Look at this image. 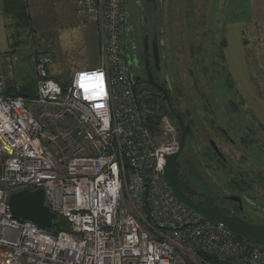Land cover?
Masks as SVG:
<instances>
[{
	"label": "built area",
	"instance_id": "built-area-1",
	"mask_svg": "<svg viewBox=\"0 0 264 264\" xmlns=\"http://www.w3.org/2000/svg\"><path fill=\"white\" fill-rule=\"evenodd\" d=\"M98 25L101 63L64 89L54 59L35 61L38 93L5 94L0 54V264H264V247L182 204L162 176L179 150L163 106L136 91L125 50L123 0H74ZM42 188L70 230L13 217L10 196ZM55 222V221H54Z\"/></svg>",
	"mask_w": 264,
	"mask_h": 264
},
{
	"label": "rangeland",
	"instance_id": "rangeland-1",
	"mask_svg": "<svg viewBox=\"0 0 264 264\" xmlns=\"http://www.w3.org/2000/svg\"><path fill=\"white\" fill-rule=\"evenodd\" d=\"M129 1L133 2V0ZM184 1L171 0V4L168 3L170 7H168V0H163L161 20L165 27L164 37L173 38L174 36L176 39L175 50L177 48L178 51L180 46L181 48H184V46L189 48L187 41H190V48H192V54L189 55L190 60H188V57H183V53L179 54V51L176 52V56L170 55L169 73L171 82L177 85L180 95L184 96L183 99L179 100L180 103L182 105L188 104L189 106L191 103L197 108V111H202L203 113L205 111L200 109L201 104L203 101L204 104L212 102L211 97L214 95L223 102L233 101L237 103L239 115L244 118L247 119L246 114L248 112L256 119H262L263 117L261 114L258 115L257 111L258 108L264 110L263 42L260 41L259 44L253 42L252 36L247 34L249 30L246 31V37L248 36L251 43H254L250 46L251 49L247 50L248 60L246 59L249 64V68L247 67L248 73L250 72L251 75L250 73H245V65L242 64L240 59L237 66L240 69L238 71L239 75L235 74L234 78L238 79V81L241 78L243 82L245 80L243 78L244 72L248 74L250 81H244L239 88H235L234 84L232 86L229 85L226 81L230 73L226 61L222 58L225 54V48H223L221 42L225 37L224 29L226 23L232 22L236 25L239 20H245L244 17L247 11L246 0H190V5L187 4L189 0ZM124 7L126 6H124L123 0L125 13L126 9ZM40 19L38 16L34 24L31 21L30 29L22 31L21 38L17 39L19 44L15 47H9L6 53L1 54V69L6 76V89L10 86L19 89L26 87L31 94H37L38 75L35 61L37 56L42 53L53 57L54 61L51 70L56 71L55 73L60 75L59 78L61 80L68 79L72 75L74 67L79 64H85V67H95L101 63L100 38L97 24H81L75 9L66 15L58 14L56 29L53 30H43L44 24L41 23ZM204 21L205 25L201 23ZM11 22L12 20L9 23ZM10 42H13V40ZM233 45L235 49L238 44L237 42L234 44L233 41ZM199 48H203L200 53L197 52ZM177 54L179 55L177 56ZM184 54L188 55L187 52ZM138 92L143 99L150 98L148 96H150L151 92H145L143 89ZM158 94L161 95L160 93ZM206 98H208L207 101ZM150 99L158 101L162 106L165 105H163L164 102L160 98L151 96ZM246 102L253 105L248 104L246 106ZM224 107L223 111L226 114L228 109L227 106L224 105ZM220 115L224 117V125L229 128V125L225 123L226 117L223 113ZM204 140L206 138H203L204 143L201 144L206 146L207 144ZM224 150L228 156H231L232 151H234L231 150L229 145H224ZM234 154L238 157L241 153L236 151ZM235 156L234 158H236ZM189 263L203 264L196 259H190Z\"/></svg>",
	"mask_w": 264,
	"mask_h": 264
},
{
	"label": "flooded vegetation",
	"instance_id": "flooded-vegetation-1",
	"mask_svg": "<svg viewBox=\"0 0 264 264\" xmlns=\"http://www.w3.org/2000/svg\"><path fill=\"white\" fill-rule=\"evenodd\" d=\"M168 3L171 4V0L167 2L170 7ZM187 4L190 5V0ZM124 6L126 56L132 77L139 81L134 86L148 93L167 94L174 109L171 114L180 135L177 167L183 190L204 206H218L225 213L237 215L247 222L264 224V122L248 112L247 119L244 118L239 115L237 103L223 102L214 95L212 102L201 104L203 113L191 103L190 106L182 105L179 100L184 96L171 82L169 61L170 55L176 56L178 51L190 60V41H187L189 48L180 46L177 51L174 36L164 37L163 0H133L132 3L124 0ZM205 21L201 23L205 25ZM150 74L159 86L149 82ZM224 105L228 109L226 114ZM174 113L182 115L186 129L182 149V130ZM222 113L229 128L223 123ZM203 138H206V146L201 144ZM224 145L234 150L232 154L228 152L231 156L224 150ZM236 151L241 153L240 156L236 157ZM192 166L208 188H201L200 180L192 174Z\"/></svg>",
	"mask_w": 264,
	"mask_h": 264
},
{
	"label": "crops",
	"instance_id": "crops-1",
	"mask_svg": "<svg viewBox=\"0 0 264 264\" xmlns=\"http://www.w3.org/2000/svg\"><path fill=\"white\" fill-rule=\"evenodd\" d=\"M246 2L247 11L244 17L245 20L236 22L237 27L232 22H227L224 29L225 37L223 40H225L226 43L224 57L235 88H239L240 84H243L244 81H250L247 76L250 72L248 73L249 64L246 59L248 60L247 50L254 43H251L248 36L246 37V31L249 30L247 34L252 36L254 39L252 40L253 42L259 44V42L262 41L264 45V0H246ZM26 3L32 24H34L35 19L39 16L41 18V23L44 24L42 29L46 31L56 29L58 14L66 15L71 10L74 11V9L75 12H77V6L74 0H26ZM10 20L4 8V0H0V54L6 53L9 50L8 48L12 46V42H10L12 39L8 28ZM233 41L234 44H236V42L238 44L235 46V49ZM239 60L245 65V73H248L245 74L243 72V78L245 79L243 82L241 78L239 81L234 78L235 74L237 76L239 75L238 71L240 69L237 68ZM84 65L85 64H79L77 67H74L72 75L66 80H61L59 78L60 75L55 73L56 71L51 70V65L49 68L50 76L60 83L69 84L74 72L78 69L85 68ZM248 104L253 105L252 103ZM248 104L246 102V106H248ZM257 113L258 115L261 114L263 118L261 117L262 119L260 120L264 122V110L258 108Z\"/></svg>",
	"mask_w": 264,
	"mask_h": 264
},
{
	"label": "water",
	"instance_id": "water-1",
	"mask_svg": "<svg viewBox=\"0 0 264 264\" xmlns=\"http://www.w3.org/2000/svg\"><path fill=\"white\" fill-rule=\"evenodd\" d=\"M149 82L154 86H159L158 83L154 81L152 74H150ZM133 83L136 85L139 81L134 79ZM166 98L170 106V111L174 112L167 94ZM174 116L177 118L182 130V149L185 143L186 129L182 115L180 113H174ZM178 156L179 152L166 154L164 158V170L162 172L163 178L170 186L176 198L189 209L199 213L204 219L228 227L233 232L235 238L244 237L264 244V224L247 222L237 215L225 213L218 206H204L194 201L185 193L178 174ZM192 171V174L200 180L201 188H208V186L203 183L200 174L194 166H192ZM9 204L13 217L18 219H30L44 228H50L57 219V214L51 211L45 204V194L42 188L36 190L25 189L14 192L10 196Z\"/></svg>",
	"mask_w": 264,
	"mask_h": 264
},
{
	"label": "trees",
	"instance_id": "trees-1",
	"mask_svg": "<svg viewBox=\"0 0 264 264\" xmlns=\"http://www.w3.org/2000/svg\"><path fill=\"white\" fill-rule=\"evenodd\" d=\"M4 8L6 13L8 14V16L10 17V19L12 20L11 23H9L8 28H9V32H10V37L13 40L12 42V47H15L17 44H19V40L21 38V33L22 31L28 30L31 27V19H30V14L28 11V6L26 3V0H4ZM225 40H222L221 45L223 47H225ZM222 58L225 60L224 55L222 56ZM226 81L232 86L233 81L231 76L228 74V77L226 78ZM63 88L65 89L67 87V83H61ZM28 88H17V87H8L6 90H4L5 94H10V95H14V96H18V95H23V96H34L36 94H31L28 90ZM139 90H142L141 88H136V91L138 92ZM139 93V92H138ZM153 97L156 98H160L161 101L163 100V108L165 110V112L169 113L171 117V111L168 107V102H167V98L166 96H164L163 93H161V95L158 94V92H152L149 94ZM188 128V127H187ZM188 130L190 131V129L188 128ZM50 231H53L54 233L58 232L60 229H66V230H70L69 225L67 223V221L59 216L55 222L53 223V225L48 228ZM242 239H248V238H244V237H240ZM262 247H264L263 243L260 242H256L253 241L251 239H248ZM201 256L204 259V264H226L224 262H220L217 259H215L214 257H212L209 254L206 253H201Z\"/></svg>",
	"mask_w": 264,
	"mask_h": 264
}]
</instances>
